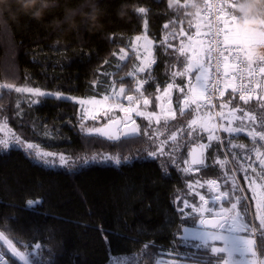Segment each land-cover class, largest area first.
Masks as SVG:
<instances>
[{
  "label": "trees",
  "instance_id": "obj_1",
  "mask_svg": "<svg viewBox=\"0 0 264 264\" xmlns=\"http://www.w3.org/2000/svg\"><path fill=\"white\" fill-rule=\"evenodd\" d=\"M185 1L172 0L170 6V0H57L56 6L36 19L19 11L15 0H7L0 5V82L75 98L102 97L111 92L113 82L133 91L135 56L123 62L117 53L130 49L134 37L146 31L156 45L155 63L144 74L143 89L156 105L159 89L185 67L181 54L174 51L185 41L183 31L186 35L193 31V10L183 5ZM141 7L145 14H138ZM94 9L97 14L92 19ZM174 78L185 81L184 76ZM4 88L0 87V117L7 119L11 132L69 160V166L46 168L24 151L13 146L1 151L0 145V233L18 251L30 255L29 264H155L160 257L191 259L187 253L202 254L205 249L192 247L199 241L185 244L182 239L185 227L199 224V213L194 220L184 217L180 209L185 201L200 206L199 196L212 194L211 179L221 182L232 202L240 198V212L245 215L247 208L244 221L251 222L244 182L246 177L261 175L247 169L248 160L242 158L250 156L257 144L247 134L225 137L227 150L214 140L205 152L206 166H192V171L185 172L191 146L207 137L204 132L189 136L184 120L168 121V133L158 138L155 132H160L161 122L136 117L137 137L110 141L81 131V126L89 128L85 124H97L82 120L76 101L39 97L32 102ZM218 109L252 111L257 117L255 127L264 131L256 100L245 104L230 91ZM183 116L190 120L194 115L185 111ZM173 133L175 141L170 139ZM164 141L165 154L153 159L149 153L157 152ZM85 158L90 163L80 166ZM216 161L227 162L221 166ZM28 201L41 203L29 207ZM260 240L258 235L261 251ZM35 244L41 248L35 249ZM210 256L215 264L224 254ZM115 257L124 261L113 263ZM5 259L19 264L7 255Z\"/></svg>",
  "mask_w": 264,
  "mask_h": 264
},
{
  "label": "snow or ice",
  "instance_id": "obj_2",
  "mask_svg": "<svg viewBox=\"0 0 264 264\" xmlns=\"http://www.w3.org/2000/svg\"><path fill=\"white\" fill-rule=\"evenodd\" d=\"M172 0H170L171 6ZM232 9L235 12V7L233 2H228V0H224L223 3L211 4L209 3L208 9L209 13L215 14L214 20H208L207 16H204L203 20H208L209 30L211 32V42L208 41L199 42L193 41L191 37H189V43L187 45L181 44V47L177 50L181 54L183 58L182 62L185 64L184 71L173 73L174 76H189L188 80V88H179V91L183 94V99L180 100V115L183 116L185 111L195 112V116L188 122V135L191 136L192 132H196L197 136L201 132H207V139L209 141L208 144H200L198 146L193 147L188 155L190 160L184 161L185 164L189 165L184 169L185 172L192 171V166H200L205 167V151L209 147H211V141L216 139L220 141L219 137L214 136V130L217 129V125L213 123L214 117L205 112L204 115H201L202 111L214 107L212 104V94L219 91L220 96H224V90L220 89V84L224 85V89L231 88L232 92L235 93L237 89V85L233 83L236 79L235 75H232L229 78L230 73H238L241 76V83L239 84V91L244 92H255V88H251L245 85L243 81V76L245 71H247V75L250 78H254L256 75L255 70L252 68V64L254 60L259 59L261 62H264V55L255 56L253 54L254 47H264V39L256 40L251 36L242 34L235 27L236 16L227 9ZM138 14H145L146 9L141 7L137 10ZM195 16L198 18V22L195 24V28L197 30V36L200 35V29L202 27V22L200 21V10L195 13ZM146 23V22H145ZM167 27V25H165ZM207 35V33H205ZM136 41H140L143 39L145 41V50L147 51V45L151 44V41L147 39V37L137 36ZM171 47V45H169ZM235 51L236 55L232 57L233 61H238L240 64L247 63L248 69L239 68L238 64L233 62H229V56L232 52ZM121 54L118 59L120 61H125L128 56L127 53L121 49ZM228 55H225V53ZM188 53H191L188 55ZM208 54L209 59L215 60V68L216 72L219 73L221 69L223 70L224 79H216L210 78L208 70L205 67L204 57L205 54ZM213 53H215L213 57ZM107 63V62H105ZM155 61H150V64H154ZM146 66H141L138 68L139 72H145ZM195 72V84H192L191 74ZM261 74H264V67L259 69ZM131 78V74L129 76ZM210 79L213 82H210ZM146 81H137L136 91L140 93V96H143V92L141 91L143 84ZM3 87V86H0ZM260 85L257 84L256 88H259ZM112 95H104L99 100L93 99L89 101L95 107H99L102 110L103 115L107 116L108 112L112 109L106 108L105 105L110 99L120 100L124 99L128 102V106L125 107L123 104H116L115 108L119 109L123 112V118L116 120L109 118L108 121L101 127H91L84 128L81 126V131L86 132L89 137L100 136L104 137L110 141H120L122 137L124 139L135 138L140 134V127L136 124V120L133 119V116L144 117L149 122L155 121V123L159 124L161 120L164 121V124L167 125L169 120L176 119V111L172 107V100L170 96V92L173 89V84L169 83L165 89L164 96L167 98L168 107L165 108L162 104L158 105L160 111L159 112H145L139 110V106L142 103L144 108H147L151 101L144 97L142 101L132 95H125V88L121 86L118 90L115 88V82L110 85ZM5 91L11 92L15 91L17 93H29L34 94L37 97H51L56 99H70L67 97H63L58 93H48L41 91L39 89L32 88H22L17 87L13 88L11 85L6 86L4 88ZM131 90V89H130ZM264 91V89H261ZM2 98V96H0ZM157 100H160V97H157ZM239 100L247 104L251 100H256L258 109L261 112L260 122L261 127L264 128V96H253V95H243L239 96ZM79 103L83 104L84 101H79ZM137 106H133V104ZM222 107H226V105H222ZM237 111H242L241 109H233V115ZM217 116L224 117V113L220 112L216 114ZM93 120L96 119V116L91 117ZM241 122L250 121L253 126V130L248 132L247 135L251 137L253 140L259 138V141L264 142V131H256L254 125L257 123V117L249 112H244L243 116L237 117ZM230 123V122H229ZM22 127V126H21ZM224 132L231 135L234 133L244 132V128L237 127H224L219 126ZM0 131H6L9 133V139L12 140V146L17 150L24 151L26 155L30 159H33L36 164L42 167H65L69 166V160L63 155L51 152H42L39 150V145L27 142L26 140H21L19 136H16L15 133L11 132V129L8 128V123L6 118L0 117ZM172 141L177 139L176 134L173 133L170 137ZM167 143L164 141L158 148L157 152L149 153V155L155 159L159 155H164L163 144ZM0 145L3 146L4 149H9L10 144L8 139H0ZM233 148L244 147L238 145H231ZM176 149H170V151H174ZM256 160L262 166V172H264V153H260L256 151ZM139 158V157H137ZM243 159L250 160L251 157L245 155L242 157ZM58 161V162H57ZM95 161V158H93ZM171 163L174 165L175 160L170 157ZM104 162V161H101ZM227 161H216L215 163L221 164V166ZM235 162V157H234ZM76 162H72L75 164ZM90 161L88 159L83 160V165L89 164ZM115 163L119 164L120 161L116 160ZM249 168H252V164H249ZM196 171H199V167L196 168ZM233 172L235 169L232 170ZM254 172V169H253ZM262 183H264V175L256 177ZM225 185H227L228 180L225 175L224 180ZM255 179H252V182L249 184V188L255 192ZM208 186L210 189H214L216 195L214 197V201L224 200L229 203L231 206L228 209H223L220 213L216 214L211 220L204 219V213H208L209 216H212V210L210 208L204 207L209 203L208 200L205 199L203 195L199 196V200L201 202L200 207H197L195 204L189 205L187 201L184 202V208H190L191 211L188 213L194 220L197 218L196 214L199 213V224L200 225H210V227H204L200 229H184L183 242L187 244L189 240H196L199 243L193 244L192 247L197 249H205L206 251L202 254L192 252L187 253L188 257H191V264H213V260L210 254H220L225 253L229 259L223 260V264H264V259H256L257 253L254 250L257 244V241L253 238H247L239 235L240 232H248L251 233L252 236H255L259 233L261 238L260 247L264 249V195L260 198L256 199V214L253 217V222L251 224L245 223L244 218L241 215V212L238 211V205L240 203V198L235 197L236 202H232V197L230 196L229 191H221L220 185L216 180L208 181ZM203 187V185H201ZM234 187V185H233ZM255 199V197H254ZM35 204H40L41 201H28L27 204L29 207H33ZM181 212L184 209H180ZM245 215L247 213V208L244 209ZM259 220V226L255 224V220ZM225 230L227 234H225ZM235 233V234H233ZM216 241H223L224 247L215 246ZM17 243H21L17 240ZM151 247V246H146ZM35 249H40V244L34 245ZM239 253L242 259L236 260L235 254ZM249 254L253 257L252 259H248ZM11 258L12 261H18L19 264H29L30 255L24 252L18 251L15 244L11 239H8L4 236L3 233H0V264H11L9 259H5V256ZM134 264V262H133ZM160 264V262H157ZM215 264H220V260H216Z\"/></svg>",
  "mask_w": 264,
  "mask_h": 264
},
{
  "label": "rangeland",
  "instance_id": "obj_3",
  "mask_svg": "<svg viewBox=\"0 0 264 264\" xmlns=\"http://www.w3.org/2000/svg\"><path fill=\"white\" fill-rule=\"evenodd\" d=\"M228 2H229V0H228ZM183 5L184 6H190L188 1L183 2ZM228 11L231 13L230 9H228ZM197 22H198V18H196V16L194 15L192 17V28H193V31L190 34H188V35H186V32L183 31V35L185 37V41L183 42L184 45H187L189 43V37H191L193 41H199L198 40V36H197V30L195 28V24ZM203 27H204V25L202 24V27H201L200 31L202 30ZM137 36H141V37H145L146 36L147 39L149 41H151V44L147 45V51L145 50V41L143 39H141L140 41H136L135 38ZM155 45H156V43L153 41V39L148 36L146 31H143L142 33H140V34H138V35H136L134 37V43H133V45H132V47L130 49H123L127 53L128 57L131 56L132 54L135 56L134 70L132 71V74L135 77V81L136 82H135V86L133 87V91H128V87L129 86H127L126 84H118V85L115 84V88L117 90L121 86H123L125 88V95H132V96L140 99L141 101H142V99L144 97H147L145 95L143 87L141 89V91L143 92V96H140V93L136 91V87H137V81H146V78H145L144 74H146V72H148V69L151 66V64L149 65V62L154 60ZM120 54H121V52L117 53L118 56ZM190 54L191 53H188V55H190ZM146 65H148V66H147L145 72H139L138 71L139 67L146 66ZM182 71H184V69L181 70L180 72H182ZM194 77H195V72H193L191 74L192 82L194 81ZM178 80L179 79L174 78V76L169 78L168 82H165L163 84V86L159 89L158 93L156 94V105H154V103L152 102L150 97H147L151 101V104L147 108H144L142 106V103H141V105L139 106V110L145 111V112H152V111L159 112L160 109H159L158 105H160V104H162L165 108H167L168 107L167 98L164 96V92H165V89H166L167 85L169 83H171V84H173V89L170 92V96H171V100H172V107L176 111V119L175 120H169V121H180L181 122L182 120H184V123L187 124V127H188V122L191 119L190 120H186V118H184V116H181L180 113L178 112L177 107L180 108V100L183 99V94L179 91V88H184V89L188 88V86H189V84H188L189 76H184V80L185 81L182 82V83H180ZM0 85L8 86V85H5L2 82H0ZM17 87L32 88V87H29L27 85H19V86H16V88ZM32 89H34V90L35 89H39L41 91L48 92V93H58L59 95H61L63 97H67V98H70V99L76 101L78 103V105H79V114L82 117V120L85 123L91 121L92 123L96 122V124H97V125L85 124L86 127H89V128L90 127H97V126H100L102 124H105L108 121L109 118H111V119L122 118L123 117V112L120 111L119 109L115 108L116 104H123L125 107L128 106V102L125 101L124 99H120V100L110 99L106 103L105 107L106 108H110L112 110L108 112L107 116H105V115H103L102 110L99 107H95V106H93L92 104L89 103V101H91L93 99L99 100L101 97L75 98V97L70 96V95L62 94V93H59V92H51V91L43 90V89H40V88H32ZM20 95H22V97L25 100H27V101L37 102L38 99H39V97L35 96L34 94H29V93H26V92L25 93H20ZM105 95L111 96L112 93L110 92L109 94H105ZM157 97H160V100H157ZM79 101H84V103L81 104V103H79ZM133 106H137V105L134 103ZM205 112L210 113L214 117L212 122L215 123L218 127H217V129L214 130L213 134H214V136L220 138V141H222L224 150H227L225 148V145H224L225 139L228 138V137H238L241 132L229 135L226 132H224L219 126L222 125L224 127L231 126V127H237V128H244L245 131L243 133H245V134H247L248 132H251L253 130V126H249V125H251L250 121H244L245 122V126H238L239 122H241V121L239 119H237V117L243 116L244 113H239L237 111L233 115L232 110H229L228 113H224L223 112L224 113V117H220V116L216 115L214 110H211V109L207 110L206 109V110L202 111L201 115H204ZM218 112L220 113V112H222V110H219ZM249 113H252L253 115L256 116V114L253 113L252 111L249 112ZM193 115L195 116V112L194 111H193ZM92 116H96V119L93 120L91 118ZM194 116H193V118H194ZM136 117L137 116H135V118ZM154 122L155 121H152L151 123H154ZM161 123H162V128L160 129V132H157V133L155 132V136H158V138H160L161 135L168 133L167 125L164 124L163 120H161ZM254 128H255L256 131H260V127H255V125H254ZM250 129H251V131H249ZM3 133H4V138L3 139H8V142H9L10 146H12V140L9 139V133H7L6 131H3ZM204 133H205V135L207 137L208 133L207 132H204ZM225 134H227L228 136H225ZM249 138H250V140H253L251 137H249ZM256 139H258V141H256ZM256 139L253 140L254 142H257V144H255V146L253 147L254 149L252 150V152H251V154L249 156V157H251V159L247 161L248 162V165H247L248 168L247 169H251V170L254 169L255 172H257L260 175H263L264 172H262V166L256 160L255 153H256V151H259L260 153H264V142L259 141V138H256ZM214 140H216V139H213L211 141V143ZM27 142H30V141H27ZM31 143H33V142H31ZM208 143H209V141L207 139L206 141H204V142H202L200 144H208ZM34 144H36V143H34ZM39 150L42 151V152L55 153V154H57V156L59 154H61V153L56 152V151H50V150H47V149H44V148L42 149L40 146H39ZM1 151H5V149L1 148ZM249 164H252V168H249ZM188 167H189V165H188ZM192 169H193V167H192ZM252 179H255V184L253 185V187H255V192H253L252 189L249 188V184L252 182ZM244 183H245L244 185L247 188L246 193L251 196V199H252V202H253L254 216H255V214H256V199H258L262 195H264V192H263L264 184L261 183L259 180H257L255 177L254 178L253 177H251V178L246 177ZM254 197H255V199H254ZM190 204H194V203H190ZM211 209H212V213H214L213 210H216V208H214V207H212ZM204 214H206V213H204ZM241 215L244 218L245 215L243 213H241ZM256 221L258 223L259 220L256 219ZM245 223H247V222H245ZM185 228H188V229H200V228H204V226L198 224L197 226H187ZM233 234H235V233H233ZM239 235L247 237V238L255 239L254 236H250V235L248 236V235H245V234H242V233H239ZM182 236H184V230L182 232ZM219 242L220 241H216L215 242V246L224 247L223 241L221 243H219ZM254 250L257 253L256 259L259 258L260 252L263 254V259H264V249L259 251L258 246L256 245ZM121 261H124V258L115 257L112 260L113 263H119ZM157 262H160V264H191V259H173V258H168V257H160L157 260ZM157 262L155 264H157Z\"/></svg>",
  "mask_w": 264,
  "mask_h": 264
},
{
  "label": "built area",
  "instance_id": "obj_4",
  "mask_svg": "<svg viewBox=\"0 0 264 264\" xmlns=\"http://www.w3.org/2000/svg\"><path fill=\"white\" fill-rule=\"evenodd\" d=\"M223 2H224V0H203L201 2L200 20H201L202 24L204 25V27L202 28V30L200 31V35L198 36V40L200 42H204V41H208L209 43L211 42V32L209 30L208 20H214L215 19V14L214 13H209V9H208L209 3L216 4V3H223ZM227 11H228V9H227ZM204 16H207L208 20H203L202 18ZM205 33H207V35H205ZM261 51L264 52V47H261ZM212 55L214 57L215 53H213ZM225 55H228V53L226 52ZM235 55H236V53H235V51H233L232 54L229 56V62L230 63H233V62L237 63L238 64V69L239 68H244V69L247 70L248 69L247 63L240 64L238 61H233L232 57L235 56ZM205 59H206V69L208 70L210 78H216V79L223 80L224 79L223 70L221 69V71L219 73L216 72L215 60L214 59L210 60L207 53L205 54ZM261 67H264V62H261L259 59H256V60H254V62L252 64V68L256 72L255 77L254 78H250L247 75V71H245L244 76H243V81L242 82L245 85H247V86H249L251 88H255L256 89L255 92H248V91L240 92L239 91V84L241 83V76L238 73H230L229 74V78H231L232 75L236 76V79L233 81V83L237 85V89H238L235 92L236 95L240 96L241 94H243L245 96H247V95L264 96V91H261V89H264V74H261L259 72V69ZM210 82H213V81L210 79ZM192 84H195V79L192 82ZM257 84L260 85L259 88H256ZM219 87H220V89L224 90V96H220L219 95V91H217L216 93L212 94V104L214 105V107H210V108H212L215 111L216 114L219 113L218 112L219 111V109H218L219 102L226 96V94L228 92H230V91L232 92L231 88L224 89V85L222 83L220 84ZM211 180H216V179H211ZM211 180H209V181H211ZM216 181L220 185L221 191H223L221 182L218 181V180H216ZM211 190H212V194L210 196L203 195L205 197V199L209 201V203L207 205H205L204 207H207V208H210V209L212 207L216 208V210H213V212L215 214L220 213L223 209L230 208L231 205L229 203L225 202L223 199L220 200V201H214V197L216 195V192H215L214 189H211ZM244 198L247 201V203L249 205V208H250L251 222L249 224H251L253 222V217H254L253 202H252L251 196L248 195L246 193V191H245ZM233 203H235V202H233ZM188 204L192 205L190 203H188ZM200 205H201V203H200ZM196 206L200 207L198 205H196ZM181 209H184V211H183L184 217H189L188 213L191 211V209L190 208H184V206ZM238 211H240L239 210V206H238ZM258 223H259V221H258ZM255 224L257 225V227L259 226L257 224L256 220H255ZM258 235H259V233H257L254 236L256 241L258 240Z\"/></svg>",
  "mask_w": 264,
  "mask_h": 264
},
{
  "label": "clouds",
  "instance_id": "obj_5",
  "mask_svg": "<svg viewBox=\"0 0 264 264\" xmlns=\"http://www.w3.org/2000/svg\"><path fill=\"white\" fill-rule=\"evenodd\" d=\"M7 0H0V5L6 4ZM19 11L30 14L40 19L46 10L56 6L57 0H15ZM193 10V15L200 10V0H188ZM236 16L235 27L242 33L256 40L264 39V0H233ZM96 10H93L91 18H96ZM255 56H262L261 47L253 49Z\"/></svg>",
  "mask_w": 264,
  "mask_h": 264
},
{
  "label": "crops",
  "instance_id": "obj_6",
  "mask_svg": "<svg viewBox=\"0 0 264 264\" xmlns=\"http://www.w3.org/2000/svg\"><path fill=\"white\" fill-rule=\"evenodd\" d=\"M204 62H205V67H206V59H205V57H204ZM253 178H254V176H252ZM251 178V177H250ZM206 217V216H205ZM240 233H242V234H245V235H250V236H252V234L251 233H248V232H240ZM225 234H227V232H226V230H225ZM222 241H220L219 243H221ZM260 251V250H259ZM224 254V257H223V259H222V261L220 262V264H223V260H227V259H229L228 257H227V255L225 254V253H223ZM236 260H240V259H242V257L240 256V254L239 253H236L235 254V257H234ZM253 257L251 256V254H249V256H248V259H252ZM259 259H263V254L260 252V255H259V258H258V260Z\"/></svg>",
  "mask_w": 264,
  "mask_h": 264
},
{
  "label": "water",
  "instance_id": "obj_7",
  "mask_svg": "<svg viewBox=\"0 0 264 264\" xmlns=\"http://www.w3.org/2000/svg\"><path fill=\"white\" fill-rule=\"evenodd\" d=\"M123 118V117H122ZM119 119H121V118H117L116 120H119ZM133 119H135V116H133ZM136 124L138 125V123H137V121H136ZM104 124H102V125H100V126H98V127H101V126H103ZM104 138V137H103ZM123 138V137H122ZM198 145H200V144H198V143H195V144H193L192 146H191V148H190V150L193 148V147H195V146H198ZM189 150V151H190ZM189 160H190V157H189ZM216 215H214V216H206V217H204V219H206V220H211L213 217H215ZM204 227H210V225H203Z\"/></svg>",
  "mask_w": 264,
  "mask_h": 264
}]
</instances>
